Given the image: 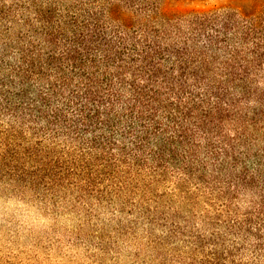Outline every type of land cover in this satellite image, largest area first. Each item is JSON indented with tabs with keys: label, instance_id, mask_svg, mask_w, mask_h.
Instances as JSON below:
<instances>
[{
	"label": "trees",
	"instance_id": "1",
	"mask_svg": "<svg viewBox=\"0 0 264 264\" xmlns=\"http://www.w3.org/2000/svg\"><path fill=\"white\" fill-rule=\"evenodd\" d=\"M159 3L0 0V125L32 186L113 204L169 185L209 234L158 213L176 259L264 264V4Z\"/></svg>",
	"mask_w": 264,
	"mask_h": 264
},
{
	"label": "rangeland",
	"instance_id": "2",
	"mask_svg": "<svg viewBox=\"0 0 264 264\" xmlns=\"http://www.w3.org/2000/svg\"><path fill=\"white\" fill-rule=\"evenodd\" d=\"M263 4L264 0H160L159 11L180 16L227 7L251 14ZM6 124L0 125V264H185L172 250L185 254L186 245L166 239L163 228L155 226L157 214H172L170 208L191 220L199 234L209 236L198 220L203 213L177 203L182 196L169 185L151 186L148 196L124 194L113 204L32 186L36 179L27 145L12 141L4 132Z\"/></svg>",
	"mask_w": 264,
	"mask_h": 264
}]
</instances>
